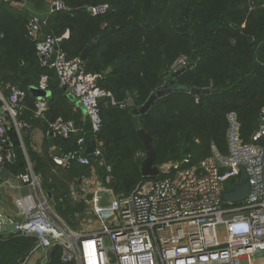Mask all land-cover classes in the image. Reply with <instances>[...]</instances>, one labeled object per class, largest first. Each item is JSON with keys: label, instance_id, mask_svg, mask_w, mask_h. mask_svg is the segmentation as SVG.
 Returning <instances> with one entry per match:
<instances>
[{"label": "trees", "instance_id": "obj_1", "mask_svg": "<svg viewBox=\"0 0 264 264\" xmlns=\"http://www.w3.org/2000/svg\"><path fill=\"white\" fill-rule=\"evenodd\" d=\"M48 1L0 0V86L11 84L27 92L28 109L22 116L31 123L37 120V98L30 89L49 73V110L41 120L46 130L58 117L81 119L78 102L59 86L55 71L41 65L36 41L28 35L34 14L20 4L44 10ZM62 1L67 9L50 14L43 31L62 36L69 30L60 47L70 57H81L95 41L88 57L81 58L89 72L101 74L99 83L112 96L101 101V131L91 133L88 126L87 134L83 130L79 135L85 138L86 154L102 144L113 168L114 188L128 194L140 181L154 178L142 175L140 128L154 138L157 165L185 157L196 164L213 146L226 154L230 113L236 115L244 140L251 141L264 105V0ZM104 3L109 5L106 13L93 16L88 11ZM180 58L186 59V69L172 84V67ZM169 86L175 88L146 113L133 112L154 91ZM12 135L16 158L8 168L18 174L26 171L27 160L17 135ZM79 135L55 139L69 152L78 148ZM40 167L50 170L44 163ZM36 243V237L21 231H0V264H22ZM47 264L74 263L64 262L62 247L55 246Z\"/></svg>", "mask_w": 264, "mask_h": 264}, {"label": "built area", "instance_id": "obj_2", "mask_svg": "<svg viewBox=\"0 0 264 264\" xmlns=\"http://www.w3.org/2000/svg\"><path fill=\"white\" fill-rule=\"evenodd\" d=\"M50 2V14L67 9L62 0ZM108 8L104 3L88 11L97 16ZM46 19L34 15L27 25L39 61L55 71L59 86L85 109L97 134L103 127L101 101L111 97V92L99 83L101 74L89 72L81 57H70L60 47L68 32L62 36L44 33ZM42 35L45 40H40ZM50 78L43 73L36 87L50 92ZM26 97L27 92L14 85L0 86V171L15 162L12 134L22 142L23 132L31 127L22 116ZM48 110V98L35 100V118L45 119ZM228 122L226 154L213 146L211 154L198 163L191 165L187 157L175 161L160 175L140 181L132 192L117 196L111 186L113 168L103 148L97 146L86 154L85 138L79 135L83 129L72 119L53 120L47 130L51 137L79 135L77 149L52 155L55 166L99 164L106 170L103 187L89 200L98 228L77 233L56 218L29 165L16 177L20 190L27 186L35 194L16 199V207L25 216L24 222L16 224L23 234L36 237L37 243L23 264L35 253L55 246L62 247L64 262L75 264H264V105L250 142L244 140L234 113L228 114ZM241 166L249 175L250 194L241 203L226 202L222 192L241 182ZM107 197L112 200L104 201ZM10 223L11 217L0 212V224Z\"/></svg>", "mask_w": 264, "mask_h": 264}, {"label": "crops", "instance_id": "obj_3", "mask_svg": "<svg viewBox=\"0 0 264 264\" xmlns=\"http://www.w3.org/2000/svg\"><path fill=\"white\" fill-rule=\"evenodd\" d=\"M50 1L51 0L48 1V4L46 5V8L44 10H37L33 4L28 3V2H24V3L20 2L21 3L20 5H21V7L29 10L34 15H39L41 17L47 18L50 15V12H49V5L51 3ZM66 32H68L70 35L69 30ZM49 97H48V100H49ZM127 104L128 105L132 104L131 98L128 99ZM76 108H78L77 110H79L81 113L80 122H76L74 120L76 122L77 126L82 128L86 132V134H87V128L89 126L88 129L91 130V133H92L91 122L86 115L85 109L83 107H81L78 103H76ZM27 109H28V105H27ZM30 124H31V127L27 131L23 132L22 142H20V144H21L20 148H21L22 152L24 153L26 160H27V167L30 165L31 167H33V169L35 171V170H38V168H41L40 166L42 163L49 165V166H52V164H53L52 163L53 162L52 161V155L53 154L62 155L64 153H67L68 151L66 150V146L60 145V143L58 142V139H55V138H53L47 134L46 123H44L43 121L37 119V120L32 121ZM99 146L102 147V144L99 143ZM106 159H107V157H106ZM107 162H108V164H110L108 159H107ZM94 165L95 164H93L92 166H82V165L77 164V167H79V168L88 169V173L85 175H82V176H78V187L77 188H75V189L73 187L70 188L69 194H71V197L75 200L76 204L79 206V212L81 214H83V217H80V230L76 231L72 228L73 231L77 232V233L88 232V231H92V230L98 228V222L96 220V217H95L91 207L89 206V200L91 199V197H92L91 195L94 192H96L97 190H99L103 187L102 179H103V176H104L106 170L104 169V167L103 168L100 167V170L97 169L96 171L95 170L92 171L93 168H95ZM63 168H65V167H63ZM66 169H72V167H69ZM113 183H112V185H113ZM19 186H21L20 181L16 177V174H12L11 171H10V174L5 179H2L0 177V205L4 204L2 196H4L5 193H11V195L13 196V199H14V206L16 209V212L11 213L10 211L6 210L5 207H0V212L5 213L9 217H11V220L13 221V223H22L25 221V216L23 215V213H20V211L16 207V199L20 195H26L29 193L35 194V191L30 189L29 187L26 186V187L21 188V190H20ZM112 187L114 188V185ZM41 189H42V191L46 197V200L48 202V197H50V192H47L42 187H41ZM63 198H64V196H62V198L60 200L62 201ZM110 200H112L111 197H107L104 199V201H106V202L110 201ZM48 205L50 207L51 213L56 218H58L61 222H63L66 226H68L66 224V222L60 217V215L55 210H53V208L50 206L49 202H48ZM83 208H84V211H83ZM66 214L68 215V212H66ZM67 215H66V218H68ZM69 220L72 221L73 218H69ZM81 227H82V229H81ZM0 231H2V230H0ZM17 231H19V230H17ZM51 250L52 249H49L47 251L41 250V251L35 253L34 255L31 256V258L25 264H35L37 259H41V261H42L41 264H47L49 261V256H50ZM28 255H29V253H28ZM22 264H23V262H22Z\"/></svg>", "mask_w": 264, "mask_h": 264}, {"label": "rangeland", "instance_id": "obj_4", "mask_svg": "<svg viewBox=\"0 0 264 264\" xmlns=\"http://www.w3.org/2000/svg\"><path fill=\"white\" fill-rule=\"evenodd\" d=\"M186 59L180 58L176 61V63L172 67V73L177 71L186 66ZM31 135V134H30ZM92 171H96L97 169L100 170V167L103 166L99 164L94 165ZM161 171L169 166V164L165 165H158ZM66 169L63 167H57L52 164L49 169H44L43 167L39 168V170H35L38 175L40 185L43 189L47 192H50V197H48V202L50 206L55 210L60 217L66 222L68 227L74 230H80V217H83V214L79 212V206L76 204L75 200L71 197L70 188H77L78 187V176H82L88 173V169ZM69 188V189H68ZM68 190V191H67ZM113 191L117 196L124 195V191L121 188H113ZM62 193L68 195L67 198L64 197L62 201L60 200L63 195ZM4 204L0 205V207H5L6 210L10 211L11 213L16 212L14 206V199L11 193H5L2 196ZM84 211V208H83ZM68 212V215L66 214ZM66 215L68 218H66ZM69 218H73L72 221ZM72 229V230H73ZM82 229V227H81ZM220 235H222L220 231Z\"/></svg>", "mask_w": 264, "mask_h": 264}, {"label": "water", "instance_id": "obj_5", "mask_svg": "<svg viewBox=\"0 0 264 264\" xmlns=\"http://www.w3.org/2000/svg\"><path fill=\"white\" fill-rule=\"evenodd\" d=\"M19 1H23V0H19ZM46 35H42L40 37V40H45ZM95 41H92L90 45H88L85 50L82 52L81 57L83 59H86L91 51V46L94 44ZM186 69V67H183L177 71H174L171 74V83L173 84L176 80V77L182 73L184 70ZM175 88V86H169L166 88H161L158 89L156 91H154L152 93V95L149 97V99L145 102V104H143L141 107L139 108H134L133 112L136 114H144L146 113L151 106L153 105V103L155 102V100L167 93H169L170 91H172ZM187 89V88H186ZM31 92L33 95L36 96L37 99H41V98H48L50 96V92H46V91H42L40 89H38L37 87L33 86L31 87ZM194 92H198V90H194ZM138 134L141 138V140L144 143L145 146V158L142 161L141 164V171H142V175L144 177H156L158 175H160V167L156 164V150L154 147V138L152 136H150L144 129L140 128L138 130ZM241 170H242V178H241V182L237 183L233 186L232 189L230 190H225L222 192V198L224 201L226 202H230V203H241L243 201H245L249 194H250V190H251V184L249 181V175L248 172L246 171L245 167L241 166ZM10 174V170L7 167H4L1 169L0 171V177L2 179H5L8 175ZM0 230L2 231H17L18 230V225L16 223H11V224H0ZM25 261V258L22 259V262ZM42 261L41 259H37L35 264H41Z\"/></svg>", "mask_w": 264, "mask_h": 264}]
</instances>
